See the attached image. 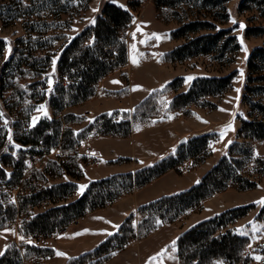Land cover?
Returning <instances> with one entry per match:
<instances>
[{
	"label": "rangeland",
	"instance_id": "obj_1",
	"mask_svg": "<svg viewBox=\"0 0 264 264\" xmlns=\"http://www.w3.org/2000/svg\"><path fill=\"white\" fill-rule=\"evenodd\" d=\"M107 2L133 15V23L127 32L128 63L99 83L95 96L87 101V108L83 107L85 102L68 108L61 115L74 114L82 118L71 125L75 133L94 124L102 115L112 117L118 123L130 118L131 134L117 137L100 135L95 130L68 151H62L56 142L48 147L35 142L31 130L42 121L57 119L50 100L59 82L58 62L63 49L84 29L94 27ZM132 2L92 0L87 7L84 1L77 2L70 15L61 16L59 24L63 25L49 35L58 38L52 39L43 53L52 55L49 67L43 68L40 64L34 70L23 66L3 71L14 55L17 41L27 38L28 33L25 19H0V40L4 44L0 56V204L3 212L9 206L20 208L31 191L10 183L14 172L22 173L21 182L24 183L30 180L31 173H35L33 170L44 171L43 177L42 174L39 176L40 187L75 185V191L68 198L58 203L45 202L27 211L20 210L14 221L0 227V257L8 250H16L14 264H97L96 259L73 261L117 233L131 215L135 216L133 224L137 227L141 221L140 207L164 196L187 191L196 185V181L201 182L228 155L234 143L243 141L240 130L251 114L245 98H253V102L263 98L264 103V91L260 90V95L257 91H247V87H264V68L253 73L248 64L251 54L264 48V0H228L225 11L201 9L200 4L199 7L188 5L191 18L200 14L216 25V31L230 29L231 36L237 38L239 49L227 52L222 59L208 54L182 62L169 61L167 53L185 44L189 38L213 31L174 39L172 32L182 25L178 20L163 21L153 0H142L138 7H132ZM2 14L6 17V13ZM94 40L91 36L87 44L92 45ZM229 75L232 80L224 92L202 97L181 110L172 107L175 97L188 92L197 80ZM178 79L177 87L169 90L168 85ZM148 98L151 99L146 101ZM77 108L79 112L75 113ZM203 137L207 138L205 148L204 142L200 141ZM183 138L187 141L180 144ZM252 149L253 158L239 172L255 182L254 188L230 187L217 192L175 222L161 224L145 238L161 229L151 237L154 245L158 248L165 241L173 240L177 247L178 238L201 222L225 211L252 205L248 214L231 224L229 229L249 239L246 248L249 261L239 264H264V221L259 218L264 206V140L254 142ZM166 150L168 153L161 156ZM86 151H96L98 155H104L105 160L91 155L85 157ZM134 154L141 160L132 158ZM166 157L174 158L179 165L148 185L124 193L109 206L86 213L69 224L66 232L42 237L28 231L27 223L37 215L81 198L95 181L93 178L130 172L133 167L139 171ZM53 163L57 165L53 166ZM60 164L63 167L58 168ZM145 238L137 236L130 243ZM35 248L44 251L39 254Z\"/></svg>",
	"mask_w": 264,
	"mask_h": 264
},
{
	"label": "trees",
	"instance_id": "obj_2",
	"mask_svg": "<svg viewBox=\"0 0 264 264\" xmlns=\"http://www.w3.org/2000/svg\"><path fill=\"white\" fill-rule=\"evenodd\" d=\"M82 1L86 3L87 7V3L92 0H0V19L8 18V21L25 19V28L28 33L27 38L17 41L14 55L4 65L3 71L7 68L17 70L23 66L34 70L36 65L40 64L43 68L49 67L52 55L43 53L52 39H58L50 37V33L63 25L59 24L61 16L70 15L76 9V3ZM153 1L163 21L176 19L182 24L172 32L174 39L188 38L202 31H213L189 38L185 44L167 53L166 59L169 61L182 62L208 54H215L217 58L222 59L227 52H235L239 49L237 38L231 36L230 29L216 31V25L206 16L198 14V17L191 18L192 14L187 9L190 4H194L195 7H199L200 4L201 9L212 8L225 11V3L228 0ZM141 3L142 0H133L131 6L138 7ZM3 12L6 13V17L2 16ZM132 23L131 12L107 2L94 27L84 29L63 49L58 62L59 82L50 100L57 119L42 121L31 130L35 142H41L47 147L56 142L62 151H68L73 150L80 141L95 130L100 135L117 137H128L131 134L132 122L130 118L118 123L112 117L102 115L94 124L75 133L71 125L79 123L82 118L74 114H61L68 108L89 101L95 96L97 87L104 78L127 65V32ZM91 36L95 40L92 45H89L87 42ZM3 48L4 44L0 40V56ZM108 50H111V53ZM248 64L249 70L253 73L264 68L263 47L256 49L251 54ZM231 80L232 75L201 78L194 82L188 92L175 97L172 107L181 110L202 97L218 95L229 87ZM177 82L180 80L170 83L167 88L175 89ZM260 90L264 91V87H247L248 93L257 91L256 93L260 95L262 94ZM149 99L151 98L146 101ZM262 99L253 102V98H245L250 104L251 114L250 119L244 121L240 130V137L243 141L234 143L230 147L228 155L223 157L201 182L187 191L164 196L140 207L138 213L141 216V221L137 227L133 224L135 216L131 215L117 233L110 236L96 249L74 259L73 263L82 262L85 258L87 261L96 259L99 263L102 258L125 248L132 238L137 236L145 238L161 224L175 222L188 211L199 207L203 201L217 192H222L230 187H239L243 190L254 188L255 182L240 174L239 170L243 169L246 163L253 158L252 144L264 140V103ZM206 139L203 137L200 140L204 142L203 148L206 147ZM56 165L53 163V166ZM178 165L174 158L166 157L153 166L139 171L120 173L94 181L77 201L37 215L27 223V229L33 235L48 237L63 230L86 213L109 206L124 193L148 185ZM59 167H63V165L60 164ZM33 172L35 173H31L30 180L24 183L21 182L22 173H13L10 183L24 186L25 190L31 191L24 197L20 208L9 206L3 212V206L0 204V227L14 221L20 214V210L27 211L29 208L45 202L58 203L75 191V185L72 183L40 187L38 183L41 178L39 176L42 174L43 177L44 171L33 170ZM252 208L251 205L225 211L182 234L176 243L180 264H217L219 262L239 264L249 261L246 256L249 239L236 234L232 229H229V226L247 215ZM259 218L264 221V206L260 211ZM35 249L39 254L44 251L41 248ZM16 255V250H8L0 257V264H14Z\"/></svg>",
	"mask_w": 264,
	"mask_h": 264
},
{
	"label": "crops",
	"instance_id": "obj_3",
	"mask_svg": "<svg viewBox=\"0 0 264 264\" xmlns=\"http://www.w3.org/2000/svg\"><path fill=\"white\" fill-rule=\"evenodd\" d=\"M87 105L88 102L83 107L87 108ZM83 107H79V109ZM79 109L77 108L76 110H74V112L78 113ZM115 109H119V108H115ZM108 110L111 111L113 109H108ZM94 153H90L86 151L84 152L83 155H85V157H87V155H91L92 157H97V159L105 160L104 155L103 156L98 155L99 153H96V151H94ZM167 153L168 150L162 152L161 156H165ZM100 156L102 158H99ZM131 157L141 160V158L138 157L137 154H134ZM137 170L138 169L133 167L130 172H125V173L136 172ZM112 175H114V173L99 176L93 178V180L99 181L107 177H110ZM159 231H161V229H158L148 238L128 244L125 248L114 252L112 255L108 257L102 258L101 261H99V263L97 264H180L178 250L174 244L175 241L173 240L165 241L158 248L157 246L154 245V242L151 240V237L157 234ZM161 251H164V253H160ZM218 264H223V263L219 262Z\"/></svg>",
	"mask_w": 264,
	"mask_h": 264
},
{
	"label": "water",
	"instance_id": "obj_4",
	"mask_svg": "<svg viewBox=\"0 0 264 264\" xmlns=\"http://www.w3.org/2000/svg\"><path fill=\"white\" fill-rule=\"evenodd\" d=\"M186 141H187V139H186V138H183V139H181V140L179 141V143H180V144H184ZM198 183H199V180L196 181V184H198Z\"/></svg>",
	"mask_w": 264,
	"mask_h": 264
},
{
	"label": "built area",
	"instance_id": "obj_5",
	"mask_svg": "<svg viewBox=\"0 0 264 264\" xmlns=\"http://www.w3.org/2000/svg\"><path fill=\"white\" fill-rule=\"evenodd\" d=\"M66 231H67V228H64L63 230L59 231L58 233L66 232ZM40 259H43V257H41ZM25 264H29V262H28V263H25ZM31 264H32V263H31ZM37 264H40V263L38 262Z\"/></svg>",
	"mask_w": 264,
	"mask_h": 264
}]
</instances>
